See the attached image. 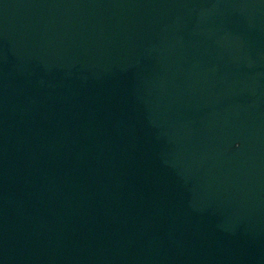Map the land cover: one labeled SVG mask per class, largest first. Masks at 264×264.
Returning a JSON list of instances; mask_svg holds the SVG:
<instances>
[{"label":"water","instance_id":"water-1","mask_svg":"<svg viewBox=\"0 0 264 264\" xmlns=\"http://www.w3.org/2000/svg\"><path fill=\"white\" fill-rule=\"evenodd\" d=\"M0 264H264V0H0Z\"/></svg>","mask_w":264,"mask_h":264}]
</instances>
